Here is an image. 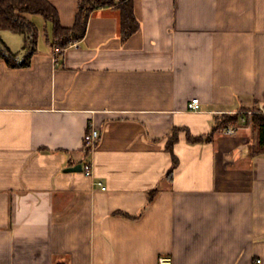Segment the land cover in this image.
Listing matches in <instances>:
<instances>
[{"label": "crops", "instance_id": "0c3cea01", "mask_svg": "<svg viewBox=\"0 0 264 264\" xmlns=\"http://www.w3.org/2000/svg\"><path fill=\"white\" fill-rule=\"evenodd\" d=\"M49 1L72 26L80 0ZM134 3L126 40L119 9L100 8L62 51L49 22L30 66L0 57V264H264L253 126L187 139L223 114L264 111V0ZM11 35L0 30L22 57L24 36ZM85 162L91 177L68 170Z\"/></svg>", "mask_w": 264, "mask_h": 264}, {"label": "trees", "instance_id": "16d2710c", "mask_svg": "<svg viewBox=\"0 0 264 264\" xmlns=\"http://www.w3.org/2000/svg\"><path fill=\"white\" fill-rule=\"evenodd\" d=\"M116 7L120 11V31L122 39L126 40L140 28V22L135 14L134 0H80L77 2L74 14V23L66 27L61 23L57 7L49 0H0V30H8L24 36V54L13 52L0 36V57L11 68L28 67L37 51L39 30L29 15H41L53 27L52 45L55 50L62 51L72 43L83 39L86 34L90 15L97 9ZM235 114H223L218 117L216 124L208 135L193 136L187 133L191 143L210 142L215 134L221 132L226 126L239 127L251 123L256 131L255 142L250 148V155L256 157L264 154V111L258 107L242 110ZM251 112V114L249 113ZM178 140L177 131L169 139L167 149L172 153L174 165L170 170L172 174L178 159L173 153V144ZM90 153L85 147V154Z\"/></svg>", "mask_w": 264, "mask_h": 264}, {"label": "built area", "instance_id": "2783aa9c", "mask_svg": "<svg viewBox=\"0 0 264 264\" xmlns=\"http://www.w3.org/2000/svg\"><path fill=\"white\" fill-rule=\"evenodd\" d=\"M73 44H76L74 42ZM187 108L190 111H200L201 110V102L199 98H192V100L188 103ZM251 113V112H249ZM224 132L226 134H234L235 130L232 126H226L224 128ZM100 138V132L96 128L89 129L85 136V147L89 148L90 152L94 151L96 148L97 142ZM82 170L86 176H93V165L90 162H85L82 164ZM98 185L101 186L102 189H106L107 187L102 184V182H98ZM260 260H258V263ZM159 264H172V260L170 257H161L159 259Z\"/></svg>", "mask_w": 264, "mask_h": 264}, {"label": "rangeland", "instance_id": "374dc122", "mask_svg": "<svg viewBox=\"0 0 264 264\" xmlns=\"http://www.w3.org/2000/svg\"><path fill=\"white\" fill-rule=\"evenodd\" d=\"M29 17L35 23V25L37 26V28L39 30V39H40L39 42H40V44H44L42 38H43V36H46L47 35V33H45V31L47 30V27L48 26H51L50 23L47 22L46 20H44L43 17L42 16H39V15H29ZM11 36H14V38H16V40H19L18 38H20L19 35L14 34V33ZM17 47L18 48H16V50H14V52L21 53L22 52L21 46L19 45Z\"/></svg>", "mask_w": 264, "mask_h": 264}, {"label": "water", "instance_id": "95a60500", "mask_svg": "<svg viewBox=\"0 0 264 264\" xmlns=\"http://www.w3.org/2000/svg\"><path fill=\"white\" fill-rule=\"evenodd\" d=\"M69 171H82V164H78L72 168L68 169Z\"/></svg>", "mask_w": 264, "mask_h": 264}]
</instances>
